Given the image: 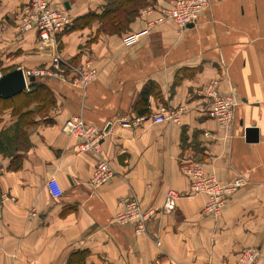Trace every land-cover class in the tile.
I'll return each mask as SVG.
<instances>
[{
  "label": "crops",
  "instance_id": "obj_1",
  "mask_svg": "<svg viewBox=\"0 0 264 264\" xmlns=\"http://www.w3.org/2000/svg\"><path fill=\"white\" fill-rule=\"evenodd\" d=\"M30 1L0 0V71L47 69L58 50L66 69L88 62L98 76L85 88L40 80L55 106L22 127L12 108L0 114V191L8 197L0 264H235L250 247L264 260V0H210L194 25L168 21L150 31L147 19L156 15L140 12L172 0H131L127 9L137 14L119 32L104 16L114 0H48L72 19L49 42L19 29ZM131 36L138 41L127 46ZM214 82L237 100L229 128L209 115L203 90ZM160 109L179 113L178 121L136 122ZM74 116L104 130L100 154L79 153L80 141L62 132ZM251 127L258 139L250 142ZM102 160L113 177L94 188ZM191 162L224 185L242 181L220 216L204 212L206 195L191 192L182 171ZM51 177L63 190L59 199L47 186ZM169 191L178 198L168 214ZM131 198L152 213L144 233L115 222Z\"/></svg>",
  "mask_w": 264,
  "mask_h": 264
},
{
  "label": "built area",
  "instance_id": "obj_2",
  "mask_svg": "<svg viewBox=\"0 0 264 264\" xmlns=\"http://www.w3.org/2000/svg\"><path fill=\"white\" fill-rule=\"evenodd\" d=\"M210 6V0H172L169 7L148 6L144 8L140 14L147 19L146 28L148 31L153 30L160 25L170 21L177 25L180 29H186L190 25H194L200 14ZM72 24L71 16L64 10L53 9L48 0H31L24 8L19 29L26 33L36 31L40 38L49 42L54 40L57 35L66 32ZM138 41L136 36L126 39L127 46L133 45ZM57 47V44H55ZM4 73L0 71V78ZM26 81L29 77L34 76L39 80L42 79H58L66 83L85 88L98 76L97 69L90 63L64 67L63 59L57 50L51 58V67L47 69H35L32 71H24ZM29 84V82H28ZM203 93L210 101L209 115L215 119L223 128H229L233 122L234 111L237 100L234 95L221 94L217 83H210L205 86ZM179 113L168 112L160 109L159 112L149 116L142 117L140 120H152L155 123H163L166 121H178ZM130 123L124 122V126ZM62 132L70 137H76L79 141V153L92 152L100 154L101 143L105 136L104 130H99L89 125L80 116H74L66 120L62 127ZM184 175L190 180L191 192L194 194H204L207 196V202L204 206V212L207 214L220 216L225 206L228 195L242 185L241 180H236L231 185H224L216 176L207 175L204 172L203 165L200 162H191L182 168ZM113 177V170L107 161H100L92 174L91 185L99 188L107 184ZM47 186L52 197L59 199L63 195L55 177L48 180ZM178 194L169 191L164 203V213H172L176 209V200ZM8 197L0 191V213ZM152 213H144L142 205L137 198H131L125 201L122 209L115 217V222L119 224H133L137 233H144L146 223L151 218ZM235 264H264L261 251L259 248L250 247L241 251Z\"/></svg>",
  "mask_w": 264,
  "mask_h": 264
},
{
  "label": "trees",
  "instance_id": "obj_3",
  "mask_svg": "<svg viewBox=\"0 0 264 264\" xmlns=\"http://www.w3.org/2000/svg\"><path fill=\"white\" fill-rule=\"evenodd\" d=\"M131 0H114L110 5L108 11L104 14L107 19L108 27H110L114 32H119L126 29L129 26V23L134 19V16L137 14V10H128L127 3ZM93 15H87L81 18H78L74 26L81 25L87 19H91ZM42 90L46 91L48 94L45 98H38L36 94L37 91ZM35 95V96H34ZM24 98L26 103L21 105L20 99ZM2 103H12L11 107L15 115L19 116L18 127H22L23 124L30 123L31 120L27 117L30 114V110H26L28 106L32 103L43 104L45 103L50 109L55 106V98L53 93L50 91L47 83L45 81L37 80L30 84L29 90L24 91L21 94L15 96L14 98L2 100L0 99V104ZM16 103H18L16 105ZM19 106V107H18ZM18 135L23 134L21 129L18 130Z\"/></svg>",
  "mask_w": 264,
  "mask_h": 264
},
{
  "label": "water",
  "instance_id": "obj_4",
  "mask_svg": "<svg viewBox=\"0 0 264 264\" xmlns=\"http://www.w3.org/2000/svg\"><path fill=\"white\" fill-rule=\"evenodd\" d=\"M66 7L69 6L66 4ZM38 79L34 76L29 77L28 82L33 83ZM28 82L26 81L24 70L15 69L4 73L0 78V99L7 100L14 98L28 89ZM248 141H256L258 139V130L254 127L247 129Z\"/></svg>",
  "mask_w": 264,
  "mask_h": 264
},
{
  "label": "rangeland",
  "instance_id": "obj_5",
  "mask_svg": "<svg viewBox=\"0 0 264 264\" xmlns=\"http://www.w3.org/2000/svg\"><path fill=\"white\" fill-rule=\"evenodd\" d=\"M92 18V17H91ZM51 67V66H50ZM49 67V68H50ZM32 70H35V69H28V71H32ZM30 84L31 83H29L28 84V89L26 90V91H28L29 90V87H30ZM47 92L46 91H42V90H39V91H37L36 92V94L35 95H37L38 96V98H45L46 96H47ZM34 95V96H35ZM24 98H21L20 99V103H21V105H23L24 103H26V100H23ZM18 103H16V105H17ZM11 105H12V103H2V104H0V114H3V112L5 111V110H8V109H11L10 107H11ZM19 107V106H18ZM47 105L45 104V103H43L42 105L41 104H35V103H32V104H30L29 106H28V109L30 110V114L27 116L29 119H32L33 118V116L34 117H37V114L38 115H40V116H43V115H45L46 114V112H47Z\"/></svg>",
  "mask_w": 264,
  "mask_h": 264
}]
</instances>
